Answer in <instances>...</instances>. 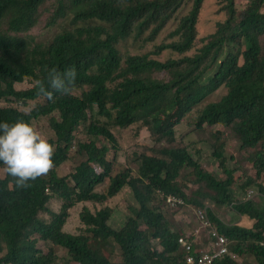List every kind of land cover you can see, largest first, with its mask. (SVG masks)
I'll return each instance as SVG.
<instances>
[{"label":"trees","instance_id":"16d2710c","mask_svg":"<svg viewBox=\"0 0 264 264\" xmlns=\"http://www.w3.org/2000/svg\"><path fill=\"white\" fill-rule=\"evenodd\" d=\"M205 1L0 0V103L8 105H0V121L33 126L45 118L55 146L53 167L27 186L18 187L0 163V264H60L58 248L67 251L66 264H117L115 257L120 264H183L178 238L187 232L168 215L167 196L194 213L210 201L254 220L252 228L230 224L208 209L232 254L264 264V205L232 189L247 175L239 187L264 196V0H249L241 11L238 0H216L224 17L200 37ZM43 16L46 29L58 31L38 39L32 30ZM66 69L76 75L65 93L51 87L50 74ZM26 81L30 88H17ZM222 88L223 99L194 118L192 142L178 145L176 128ZM125 129L145 131L152 143L135 150L133 169L117 160L116 131ZM229 134L240 160L226 157ZM201 144L225 178L188 153ZM125 186L135 205L115 229L105 203ZM53 199L62 202L58 211ZM77 204H85L81 232L70 233L65 226ZM232 254L214 264H245Z\"/></svg>","mask_w":264,"mask_h":264},{"label":"rangeland","instance_id":"374dc122","mask_svg":"<svg viewBox=\"0 0 264 264\" xmlns=\"http://www.w3.org/2000/svg\"><path fill=\"white\" fill-rule=\"evenodd\" d=\"M249 3V0H238L237 6L238 9L244 10ZM264 11V9H263ZM224 17L223 12H218V6L216 4V0H206L203 6V11L201 13L198 29L200 33V37L204 36L207 33H210L214 30V24L217 20L222 19ZM45 21L46 16H43L40 22L37 24V26L32 30L33 35H35L38 39H45L49 35H53L55 32L58 31V29L49 30L45 27ZM48 39V38H47ZM200 44V41L198 40L196 43V46ZM163 59V57H160ZM31 81H26L23 85L17 86L18 89H28L30 88ZM227 91L225 89H220L219 91L215 92L213 95L207 97L198 108L193 110V112L188 116V118L176 128V142L178 145L182 147H187L192 140L193 132L195 129V126L193 125L194 118L197 116L198 111L200 108L204 107L207 104L211 103H217L223 99V97L226 95ZM2 106H8L4 103H0ZM33 127L41 134L42 137L49 139H53L54 134L49 128V124L45 118H42L40 120H37L33 123ZM116 138L118 139V142L120 143V152L117 155V160L121 164L133 169L135 168L134 165L131 163L132 155L134 154L135 150L139 148L140 144H148L152 145V143L149 140V136L145 131H140L139 133H136L133 129H125V130H117ZM227 140V147H226V157L230 159L231 157H234L235 159L240 160V144L237 142L236 138L229 134L226 137ZM188 153L192 156L193 160H195L198 164L202 165L207 171L214 172L217 176H222V171L219 170L216 166V161L212 158V150L206 147L205 145L201 144L197 147L195 151L188 150ZM79 160L77 159L78 164ZM241 165L248 170L246 164L244 162H241ZM229 168L234 170L235 173L238 172L237 165L233 162L229 163ZM66 169V168H65ZM65 169H61L62 172H66ZM69 172V168H68ZM0 174H3V172L0 171ZM222 178H225V175L222 176ZM247 178V175H244L241 179H239L238 183L235 184L232 189L234 190L237 195H239V198L246 199L248 195V191L253 190L255 192L253 198L251 200H255L257 202H260L264 205V201L261 199V194L258 191L257 188H249V189H243L239 187V184L242 183ZM107 184H101L97 187V190L101 192ZM238 198V197H236ZM208 202V201H207ZM52 208L56 211H58L61 208L62 202L58 201L56 199H53L52 202ZM209 204L212 209L215 211L220 210L224 213H226L225 217L227 218L229 214H233L234 211L229 206L224 207H216L213 202L209 201ZM83 205L85 204H77L71 211L70 218L67 221V224L65 226V230L70 233H79L81 232L82 222L80 219V213L83 210ZM105 205H108L112 207L113 214L109 221V224L115 228V229H121L126 222L127 216L130 214L129 207L131 205H135V202L132 198L131 192L129 188L126 186L121 190V192L114 197L113 199L109 200ZM87 206L90 209L99 208L100 205L95 203H88ZM214 206V208L212 207ZM169 208V207H164ZM170 212H168V215L178 222L182 228H183V234L186 232H192L199 227V222L195 216L194 210L190 208V206L181 205V207H171L169 208ZM244 220H240L238 224L250 227L253 226L254 221L249 217H243ZM228 219V218H227ZM234 222V221H232ZM231 223V222H230ZM250 225H249V224ZM202 236L200 238L201 242L206 241L208 238L205 231L202 230L201 232ZM58 253L60 256V264H66L68 262L67 257V251L63 248H58ZM119 255V251H117ZM117 262V264L121 263V258L115 257L114 258ZM246 264H256V261L253 257H246L245 258Z\"/></svg>","mask_w":264,"mask_h":264},{"label":"clouds","instance_id":"9594fccd","mask_svg":"<svg viewBox=\"0 0 264 264\" xmlns=\"http://www.w3.org/2000/svg\"><path fill=\"white\" fill-rule=\"evenodd\" d=\"M51 87L63 92L69 91L74 81V69H66L63 73L53 70L50 74ZM39 91L49 99L53 93L37 80ZM55 146L49 142L29 123L22 119L15 122L0 121V163L7 173L15 178L18 187L27 184L46 174L54 165Z\"/></svg>","mask_w":264,"mask_h":264},{"label":"built area","instance_id":"2783aa9c","mask_svg":"<svg viewBox=\"0 0 264 264\" xmlns=\"http://www.w3.org/2000/svg\"><path fill=\"white\" fill-rule=\"evenodd\" d=\"M254 194L255 192L253 190L248 191L246 200L252 199ZM165 199L166 203L170 207H179L184 205L181 198L167 196ZM210 208V206H205L195 209L196 218L199 221V227L195 229L197 230L195 234L200 237L202 230L206 231L209 234L208 244L210 247L208 250H196L194 247L196 236L193 233H186L185 237H179L178 244L185 252L183 264H214L216 260L222 258L223 256L232 254L229 249L228 239L218 232L216 226L209 218L208 209ZM189 235L192 236L190 237ZM232 256L237 258L235 254H232Z\"/></svg>","mask_w":264,"mask_h":264},{"label":"crops","instance_id":"0c3cea01","mask_svg":"<svg viewBox=\"0 0 264 264\" xmlns=\"http://www.w3.org/2000/svg\"><path fill=\"white\" fill-rule=\"evenodd\" d=\"M261 199L264 201V196L262 195L261 196ZM218 211V214H219V216L221 217V218H223V220L225 221V222H227V223H230V224H238L239 223V221L240 220H244V218L243 217H246V216H242V215H240V214H238L237 212H235L234 210V213L233 214H229L228 215V219L225 217V215H226V213H224V212H222V211H220V210H217ZM232 221H234V222H232ZM254 221V220H253ZM255 223V222H254ZM249 224V223H248ZM240 225V224H239ZM250 225V224H249ZM254 225V224H253ZM242 226V225H241ZM253 226H250L249 228H252ZM197 230H195L194 232H193V234L196 236V239H195V243H194V247H195V249L197 250V249H200V250H208L209 249V247H210V245L208 244L209 243V241H208V238L206 239V241H204V242H201L200 241V238H201V236H202V234H201V236L200 237H198L197 236V234H195V232H196ZM189 234L190 233H192L191 231L190 232H188ZM238 259V261L240 262V263H245V257H239V258H237ZM246 264V263H245Z\"/></svg>","mask_w":264,"mask_h":264}]
</instances>
